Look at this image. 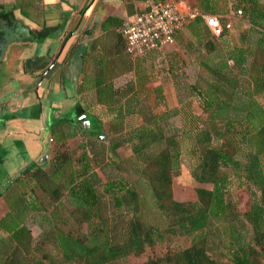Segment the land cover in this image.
Here are the masks:
<instances>
[{"label":"trees","instance_id":"trees-1","mask_svg":"<svg viewBox=\"0 0 264 264\" xmlns=\"http://www.w3.org/2000/svg\"><path fill=\"white\" fill-rule=\"evenodd\" d=\"M215 1L197 0L193 6L203 13L217 14ZM235 5L236 13L244 15L251 30L259 34L251 44L220 49L214 40L227 36L228 29L214 36L209 28L203 27L205 22L200 17L188 25L199 43L204 40L207 43L205 54L200 52L196 56L207 76L204 84L194 85L193 89L207 120L202 128L195 129L198 151L192 176L213 187L197 188L198 202L175 199L174 177L180 168L183 139L180 132H169V121L182 115L184 106L160 113L147 106L144 101L150 97L147 85L151 79L143 61L148 53L132 60L123 49V36L115 34L109 51V66H106L109 78L103 75L102 65L101 77L92 82L96 102L108 105L109 115L115 121L111 126L109 152L112 163L121 168L124 160L118 150L127 145L132 148L134 157L140 162V176L164 215L166 226L161 228L145 221L139 190L126 177L112 175L100 180L103 191L112 198L116 211L131 213L132 217L127 229L111 226L110 219L108 225L98 187L92 179L94 167L88 144L79 143L63 153L57 149L54 157L48 160V171L38 163L26 166L11 179L12 185L0 196H7L12 187L28 184L31 189L40 186L54 205L61 206L64 187L73 207L71 214L78 222L88 223V233L77 234L53 222L54 218L61 219L55 207L49 218L52 226L33 247L29 223L33 219L28 212L31 207L35 211L45 208L37 201L28 206L24 190L20 200L11 204L9 213L0 221L4 232L0 236V264H112L130 255H144L149 249L165 243L167 236H191L192 242L184 248H168L160 256L151 254L136 264H264V106L258 100L264 94V0H235ZM16 9L0 7V66L8 46L27 34L25 23L15 14ZM109 21L113 22L114 18L110 17ZM222 21L226 22L223 16ZM57 28L44 26L40 30L31 29L30 33L41 40ZM175 59L171 70H181L185 60L181 59L178 65V57ZM131 71L134 78L122 88L117 87L115 79ZM86 88L90 86L87 84ZM83 91L84 86L78 93L84 94ZM77 110L80 112L78 126L70 124L72 129L55 126L52 137L57 145L75 137L80 129L100 131V124L92 126L93 116L82 105ZM134 116L141 121L125 125ZM100 169L103 174L107 173L103 164ZM234 180L240 190L250 191L249 208L245 212L239 210L238 201L233 198ZM213 219L238 220L239 224L231 223L225 229L230 235L227 243L211 242L209 227ZM246 227L249 228L247 240L244 237ZM45 245L52 246L56 254Z\"/></svg>","mask_w":264,"mask_h":264},{"label":"crops","instance_id":"crops-1","mask_svg":"<svg viewBox=\"0 0 264 264\" xmlns=\"http://www.w3.org/2000/svg\"><path fill=\"white\" fill-rule=\"evenodd\" d=\"M177 1L182 5L193 6L197 0ZM141 5L142 0H0V7L17 8L15 14L25 23L27 32L26 37L15 40L8 46L0 66V159L3 160L4 154L8 151L5 143L9 140L16 145L26 144V147L33 141L30 135L31 121L26 117V111H30L31 116L42 121V134L44 132L48 134L49 140L48 145L37 149L33 153L32 161L20 166L13 177L26 166L35 163L46 165L48 160L54 157L57 149L70 151L68 145L78 137L84 138L81 143L87 142L94 171L97 169L98 174L102 176L100 164L94 166V159L97 158L96 149L100 145L97 142L102 143L107 138L109 143V127L111 128L114 120L109 115L108 105L98 104L95 97V107L104 111L99 113L93 110L94 105L89 107L85 104L83 95L92 93L95 96L92 82L101 77L99 74L102 65L105 69L103 75L109 78V69L106 66H109V51L112 49L115 34H121L122 22L136 14ZM110 17L114 18L113 22L109 21ZM203 21L205 22L203 27L208 30L206 21L204 19ZM44 26L58 28L46 39L41 40L30 33L31 29L40 30ZM185 29L189 31L187 26L176 34L175 44ZM123 40L125 41L124 38ZM81 43H85L87 49L83 54L79 80L75 84H70L65 78V68ZM194 44L192 38L188 45ZM123 49L128 54L126 42ZM141 57L130 56L134 61ZM126 75H131V78L118 85L117 80ZM134 76L132 71L120 75L115 79V84L122 88ZM87 84L90 86L88 90ZM82 85L84 94L78 93ZM79 105L93 116L91 117L93 127L100 124V131H85L79 128L80 131L75 137L57 145L52 137L55 126L61 125L63 128L78 126L76 121L80 118V112L77 110ZM120 134L121 132L116 135ZM105 161L106 159L103 163ZM107 161L109 162V158ZM0 165L4 163L0 162ZM12 178L0 183V187L2 186L0 193L12 185Z\"/></svg>","mask_w":264,"mask_h":264},{"label":"rangeland","instance_id":"rangeland-1","mask_svg":"<svg viewBox=\"0 0 264 264\" xmlns=\"http://www.w3.org/2000/svg\"><path fill=\"white\" fill-rule=\"evenodd\" d=\"M215 3L218 11L217 14L225 17L232 23V29L227 36L215 38L214 42L218 48L226 49L237 45L246 46L253 43V41H256L259 34L251 30V24L244 15L236 13L238 8L235 5V0H216ZM192 38L194 39L195 44L191 50L188 44ZM208 38L211 39L210 34H208ZM206 46L207 43L205 40L202 43H199L198 39H196L190 31L185 29L175 45H171L160 50H154L144 56L143 61V64L148 72L147 74L151 79L150 83L147 85V88L150 91V97L144 101L147 106H149V108L156 113H160L161 111L171 107L180 105L184 106L183 114L174 117L169 121V132L176 130L180 132L183 139L180 168L174 177L173 186L174 197L180 202H198L197 188L204 187L211 189L213 187L211 183H200L192 176V169L196 163L198 151L195 129L202 128L204 126V120H207V114L202 113L200 99L193 89L194 85L204 84V78L207 76L204 69L200 67L196 57L199 56L200 52L205 54ZM176 57L179 59L178 65L181 63V59H184L185 63L183 65L181 64L182 67L184 66L181 70L178 68L177 71H173L170 66L173 62L177 61V59H175ZM231 64L233 63L231 62ZM129 78H131V75H126L118 79L117 84L122 85ZM157 88H160V90L158 91ZM83 98L87 106L92 107L94 105L93 110H96L99 113L104 112L101 108L99 109L95 107L94 94H85L83 95ZM258 100L264 106V94L260 95ZM30 113V111H26L25 115L31 121L30 135L33 137V141L30 142L31 144L27 145L28 148L26 147V144H12L10 140L5 143L6 147L8 146V151L4 154V165H0L1 184L5 179L12 178L20 166H23V164L27 161H32L33 153H35L37 149L40 150L42 146L44 147L48 145V134L45 132L42 134V121L31 116ZM103 116L106 117L105 114ZM139 121H141L140 118L134 116L130 120L126 121V125H129L130 123H137ZM122 130L123 128L120 129L119 132ZM110 133L111 128L109 127V143L107 138H105L106 141L102 143L97 142L100 145L97 146L96 149L97 158L94 159V166L97 167L99 164H103V167L107 169V173L102 174L105 179H107L109 175L126 177L133 185L136 186L142 196V215L144 220L150 224L164 228L166 226V219L156 206L146 182L140 176V162L134 157L132 148L127 145L119 149L120 156L124 160L121 161V168L116 167L112 163L113 158L108 150L110 147ZM83 140L84 138L81 139L79 137L72 140L70 145H68V148H70V150L75 148V146ZM61 151L63 153L67 150L64 149ZM107 158H109V162L107 161ZM104 159H106V161L102 163ZM119 161L120 160H117V162ZM42 168L48 171L50 167L46 164ZM102 176L98 174L96 169L92 174V179L98 187L103 208L108 216V225L110 219L111 226L118 225L120 228L123 227L127 229L128 222L132 217V214L128 212L121 213L114 209L112 198L106 195L103 191V187L100 182V180L102 181ZM0 188H2V186ZM62 188L64 191L62 205L57 206L52 203V199L49 197V194H46L40 186H35L34 189H31L28 184L25 186L18 185L17 187H12V189L8 191L7 196L0 197V221L9 213L11 204L18 199L20 200V194L26 190L25 195L27 194V196L25 201L28 206H30L31 202L37 201L40 203L41 208H45V210L35 211L34 208L31 207L28 212V216L33 219L29 222L32 229L33 247L43 236L45 231L50 229L52 226L51 223L53 222H56L61 227L71 230L74 233L87 234L89 231L88 223L78 222L77 219H75V216L71 214L73 207L65 194L64 187ZM232 190L235 202L238 201L239 210L241 212H245L249 208V189L243 188L240 190L237 186V182L234 180ZM55 207L58 209L57 214H59V218L61 219H59V221L54 218L52 222L49 218H52L51 212L55 211ZM231 223L236 225L239 224L236 219L231 221L229 219H213L209 227L211 242L217 244L227 243L230 235L229 231L225 229L227 226H230ZM245 231L244 237L247 240L249 228L246 227ZM3 234L4 232L0 228V236ZM191 242V236H167L165 243L156 245L154 249H149L144 255H130L126 258L119 259L112 264L140 263L146 260L151 254L160 256L168 248H184L189 246ZM45 246H47L46 249L56 254L52 246Z\"/></svg>","mask_w":264,"mask_h":264},{"label":"built area","instance_id":"built-area-1","mask_svg":"<svg viewBox=\"0 0 264 264\" xmlns=\"http://www.w3.org/2000/svg\"><path fill=\"white\" fill-rule=\"evenodd\" d=\"M197 17L206 21L214 36L232 29V23L227 19L224 23L221 15L203 13L177 0H142L139 11L123 21L120 32L128 54L136 58L174 45L176 34Z\"/></svg>","mask_w":264,"mask_h":264},{"label":"water","instance_id":"water-1","mask_svg":"<svg viewBox=\"0 0 264 264\" xmlns=\"http://www.w3.org/2000/svg\"><path fill=\"white\" fill-rule=\"evenodd\" d=\"M83 41V39H82ZM87 45L79 44L73 53L69 64L65 68V78L68 83L75 84L79 80L81 68L83 65V54L86 52Z\"/></svg>","mask_w":264,"mask_h":264}]
</instances>
